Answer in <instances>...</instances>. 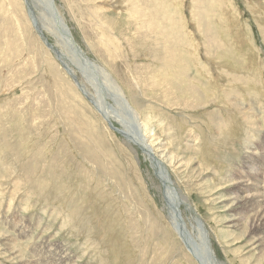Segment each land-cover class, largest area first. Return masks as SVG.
I'll return each instance as SVG.
<instances>
[{
    "label": "rangeland",
    "instance_id": "374dc122",
    "mask_svg": "<svg viewBox=\"0 0 264 264\" xmlns=\"http://www.w3.org/2000/svg\"><path fill=\"white\" fill-rule=\"evenodd\" d=\"M54 5L97 67L53 54L23 0H0V264H202L149 151L102 116L111 106L125 129L122 97L192 207L180 204V229L196 215L217 261L264 264L244 227L258 206L233 198L252 193L239 178L264 193V0Z\"/></svg>",
    "mask_w": 264,
    "mask_h": 264
},
{
    "label": "bare ground",
    "instance_id": "6f19581e",
    "mask_svg": "<svg viewBox=\"0 0 264 264\" xmlns=\"http://www.w3.org/2000/svg\"><path fill=\"white\" fill-rule=\"evenodd\" d=\"M24 2V6L26 7V11H27V15L33 20L30 19L31 24L33 26V28L35 29V32H41L42 34V38L41 41L43 42V44H45V46L56 56H60V58L62 60L65 59L66 57V53H68V50L71 52V54L78 60V62H81L82 64H84L85 66L89 67V68H95L97 67V64L93 61H91L89 59V57L81 50V52L84 54H80L75 47H72L71 45H69L67 42L68 40L66 38H64V36L60 33V25L54 20V18L52 17V15L49 13L48 11V5H47V0H23ZM113 2V1H112ZM147 2V1H146ZM36 9H40L39 14H36L35 10ZM103 9V8H102ZM31 12L36 16V21L32 18ZM42 12L45 14V16H47L46 20L48 21V24L50 26H52V28L55 29L56 34L59 37V42H61L62 47L64 48L65 52L61 51H56L54 49L53 46H50L47 42L46 36L43 34L44 29H47V26L45 24V21L42 22ZM140 11L138 10V13ZM140 14V13H139ZM61 17V16H60ZM44 20V19H43ZM155 23V22H154ZM46 25V26H45ZM51 28V29H52ZM53 31V30H52ZM51 31V32H52ZM153 32V31H152ZM51 34V33H50ZM55 34V36H56ZM38 35V34H37ZM40 37V36H39ZM56 40V39H55ZM67 41V42H66ZM68 49V50H67ZM81 49V48H80ZM58 52V53H57ZM60 52V53H59ZM64 55V56H63ZM183 61V60H182ZM181 61V62H182ZM160 74V73H159ZM111 87V85H109ZM122 106H124L125 108H127L129 110L130 113H127L124 117H123V121L127 124L126 128L123 129L121 132H123L124 134H126V136H131V139L133 142H135L136 144H140L142 146V149L144 151H149V157L150 160L152 161L153 165L156 167V169H158L161 173V179L163 180L164 185L167 187L166 191H167V198L168 201L170 203V213H169V219L172 221V226L175 229L176 235L177 237L183 242L184 245H186L187 249L189 250V252H191V254L196 258V260L199 262H201L202 264H222L219 261L216 260L213 251H212V255L214 257V260L211 259V257L209 256L208 251L204 248V244H206L207 242L205 241V239L209 240L208 238V233L206 231V229H202V223L199 220V218L194 215L192 217V221L189 222L190 225V230L186 229V228H181L180 224V220H178V218L176 217V215L174 214V209H173V201L175 199L174 195L172 194V191L170 190L168 184L172 185L171 179L170 177H165L166 172L164 171V164L162 163L160 157L156 156L153 152H151V148H148V144H146L145 142H143L142 138L140 135H138V124L136 123V116L134 115L133 112L130 111L129 108V103L128 101L123 97L122 100L119 99ZM116 106V103L114 104ZM107 106V104H105V107ZM108 111L107 113L103 114V118H105L107 121H110L113 119V115L110 113L113 112V108L111 106H108ZM120 122V120H118ZM139 122V121H138ZM112 123V122H111ZM142 124V122H141ZM119 130V129H118ZM142 132V131H141ZM129 134V135H128ZM145 134V133H144ZM124 136V135H123ZM137 138H136V137ZM138 139V140H137ZM160 153V152H159ZM163 176V177H162ZM255 176V175H254ZM169 178V179H168ZM254 178V177H253ZM257 179V178H256ZM170 180V181H169ZM239 182L241 183V188L243 186H246L245 189H248L249 191H252V193H250V195L246 196H235L233 197L236 200H242V205L243 206V212L248 211L250 209V207L252 206V208H257V210H255L256 212L252 213L249 217V219H247V226L245 227V230H248L249 236L252 237V234L255 235V238L260 242L264 241V211L263 210H259L260 206H263V200H264V193L259 192V194L257 193V184H249L247 185L245 183L244 180H242L241 178H239ZM174 187V186H173ZM260 188V187H259ZM262 189V188H260ZM244 190V189H243ZM259 190V189H258ZM175 192V191H174ZM238 192H239V188H238ZM176 193V192H175ZM231 193V192H229ZM178 195V194H177ZM178 198V202L179 206L180 204H185V206H187L188 209L192 210V207L187 204V202H185L184 200L180 201L179 197ZM186 200V199H185ZM178 205V204H177ZM178 206V208H179ZM166 207V206H165ZM264 208V207H263ZM251 212V211H250ZM181 213V212H180ZM245 214V213H244ZM247 215V214H246ZM242 218V217H241ZM180 219V217H179ZM183 219V218H182ZM239 219V218H238ZM184 221V219H183ZM238 221V220H237ZM233 222V220H232ZM236 224V223H235ZM186 223L184 221V226L185 227ZM237 225H239V223H237ZM241 225V224H240ZM235 226V225H234ZM233 226V227H234ZM5 234H8L6 232H4ZM11 240V239H10ZM209 242V241H208ZM16 245V244H15ZM13 248V247H12ZM15 248V247H14ZM19 250V249H18ZM18 250H16V252H18ZM49 255H45V257H47ZM44 257V258H45ZM47 260V259H46ZM45 260V261H46ZM25 261V260H24ZM28 262V260H26ZM33 260H31L32 263ZM53 261V260H52ZM26 263V262H25ZM24 263V264H25ZM29 264V263H28ZM34 264V263H33Z\"/></svg>",
    "mask_w": 264,
    "mask_h": 264
},
{
    "label": "water",
    "instance_id": "95a60500",
    "mask_svg": "<svg viewBox=\"0 0 264 264\" xmlns=\"http://www.w3.org/2000/svg\"><path fill=\"white\" fill-rule=\"evenodd\" d=\"M47 5H48V11H49V13L52 15V17L54 18V20L60 25V33L64 36V38H66L67 40H68V44L69 45H71L72 47H75L76 48V50L80 53V54H82V55H84L82 52H81V49L79 48V46L74 42V40H73V37H72V35H71V33H70V31H69V28H68V26L66 25V23L63 21V18L62 17H60V15H59V13H58V11H57V9H56V6L54 5V0H47ZM31 15H32V18L36 21V16L31 12ZM29 17H30V14H29ZM30 19H31V17H30ZM32 20V19H31ZM32 23H33V20H32ZM38 35L40 36V38H42L43 36H42V34H41V32H38ZM42 36V37H41ZM51 44V43H50ZM52 45V44H51ZM58 53V52H57ZM60 53V52H59ZM68 73H69V75H70V77L72 78V79H74V81H76L75 80V78H74V76L68 71ZM107 121V120H106ZM107 123H108V125H109V127L112 129V130H114V131H117V132H119L121 135H125L124 133H121V131L120 130H118V128H116L110 121H107ZM164 171L166 172V174H167V171H166V169L164 168ZM167 176L169 177V175L167 174ZM169 179V178H168ZM170 181V180H169ZM168 186H169V188H170V190L172 191V194L175 196V199H174V203H173V209H174V214L176 215V217L179 219V217H180V224L181 225H183L184 226V221H182V216H181V214H180V210H178L179 208H178V206H179V201H178V199L176 198V194L174 193V187L173 186H171L170 184H168ZM179 202V203H178ZM178 204V205H177ZM202 229H203V226H202ZM205 241L207 242L206 244H204V248L208 251V253H209V256L211 257V259H213L214 260V257H213V255H212V250L210 249V244H209V242H208V240L207 239H205ZM199 261V260H198Z\"/></svg>",
    "mask_w": 264,
    "mask_h": 264
}]
</instances>
